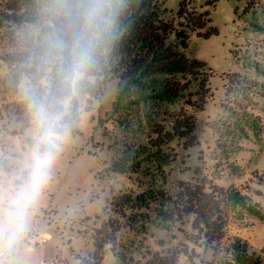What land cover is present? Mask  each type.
Returning <instances> with one entry per match:
<instances>
[{
    "label": "rangeland",
    "instance_id": "obj_1",
    "mask_svg": "<svg viewBox=\"0 0 264 264\" xmlns=\"http://www.w3.org/2000/svg\"><path fill=\"white\" fill-rule=\"evenodd\" d=\"M11 1L0 0V195L5 200L27 177L38 110L55 119L60 138L28 225L11 249L0 251V259L5 264L228 259L229 241L209 245L192 226L193 215L182 212L187 209L183 186L210 192L226 233L261 249L264 259V218L226 193L236 190L264 214V30L256 27L264 24V0H192L209 13L207 27L217 33H190L187 54L206 63L208 81L203 90L191 87L176 99L143 98L150 89L135 85L117 95L121 71L104 77L100 42L92 43L100 31L92 20L100 21V6L92 4L80 23L68 25L71 20H62L69 16L63 11L68 0H30L21 12L7 8ZM161 1L165 19L180 23L177 10L184 0ZM43 46L70 53L71 73L57 78L58 86L69 87L64 97L51 93L50 81L51 67L61 57H39ZM169 76L155 74L153 83L159 87ZM184 116L194 117V137L164 138ZM125 151L146 157L132 170H114ZM153 191L180 216L161 220L156 200L148 206H112L117 198Z\"/></svg>",
    "mask_w": 264,
    "mask_h": 264
},
{
    "label": "trees",
    "instance_id": "obj_2",
    "mask_svg": "<svg viewBox=\"0 0 264 264\" xmlns=\"http://www.w3.org/2000/svg\"><path fill=\"white\" fill-rule=\"evenodd\" d=\"M29 1L13 0L7 8L21 12ZM161 2V0H95L91 3L89 0H68L65 4L63 11L69 16H62V20L73 22L68 25L80 23V14L82 11L88 13L92 4L96 9L100 6V11H96L100 13V21L97 16L95 20L92 19L94 25L100 26V31L95 30L96 36L92 43L100 42V63L103 65L101 71L104 77L109 73L121 71L118 96L129 90V86L135 85L139 89H150L143 98L176 99L191 87L203 90L208 81L205 75L206 63L189 56L187 52L190 33L203 37L217 33L216 27H207L211 21L209 13L206 10H198L193 6L192 0H184L180 2L177 10L180 23H174L165 19L166 10L162 8ZM256 27L264 30V24H258ZM37 55L61 57L51 67V91L54 90L51 93L57 94L58 97L66 96L70 92L69 87L58 86L60 82L57 78L71 73L74 64L70 60V53L43 46ZM25 60L28 61L27 58ZM158 73L170 75L159 87L153 83L157 81L153 75ZM179 76L182 82L174 81V78ZM194 129V117L184 116L175 122L172 134L167 132L163 136L166 139L173 138V135L192 138ZM162 142L163 140H159L152 145L158 147ZM130 153L125 151L113 169L119 172L132 170L146 157L132 156ZM226 193L235 204H240L242 208L259 218H264V214L250 199L236 190H229ZM181 195L187 204V209L182 212L193 215L192 226L201 231L209 245L220 244L223 239L229 241L227 250L230 260L219 259L217 264H264L261 249H256L239 236H229L226 233L225 223L219 215V202L210 192H204L200 186L190 188L183 186ZM115 200L114 204L111 203L114 209L133 204L148 206L150 201L156 200L158 206L154 209L161 220L166 221L180 216L176 208L168 211L166 204L162 202L163 198L161 199L154 191L148 195L141 193L134 197L126 196ZM212 260L213 256L210 262ZM210 262L201 260L200 264H212Z\"/></svg>",
    "mask_w": 264,
    "mask_h": 264
},
{
    "label": "clouds",
    "instance_id": "obj_3",
    "mask_svg": "<svg viewBox=\"0 0 264 264\" xmlns=\"http://www.w3.org/2000/svg\"><path fill=\"white\" fill-rule=\"evenodd\" d=\"M38 135L31 153L27 177L12 193L5 198L0 195V251L11 249L19 235L26 229L31 215V209L38 200L45 186L50 169L55 160L60 138L56 131V122L43 110L37 111ZM0 264H5L0 259Z\"/></svg>",
    "mask_w": 264,
    "mask_h": 264
},
{
    "label": "built area",
    "instance_id": "obj_4",
    "mask_svg": "<svg viewBox=\"0 0 264 264\" xmlns=\"http://www.w3.org/2000/svg\"><path fill=\"white\" fill-rule=\"evenodd\" d=\"M0 255H1V252H0Z\"/></svg>",
    "mask_w": 264,
    "mask_h": 264
}]
</instances>
